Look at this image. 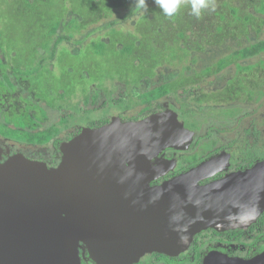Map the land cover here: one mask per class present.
Segmentation results:
<instances>
[{"label":"trees","instance_id":"1","mask_svg":"<svg viewBox=\"0 0 264 264\" xmlns=\"http://www.w3.org/2000/svg\"><path fill=\"white\" fill-rule=\"evenodd\" d=\"M146 3L143 10L134 0H0V139L57 146L62 129L83 118L95 117L89 124L95 127L120 110L121 120L134 121L161 101L163 111L172 108L194 128L190 117L198 110L228 119L239 110L233 101L264 95V38L199 70L190 65L197 52L227 37L259 34L264 0H210L199 18L191 0H183L173 17L154 0ZM229 66L233 74L222 87L205 88ZM41 103L61 112L60 119L42 127L47 113ZM91 103L99 106H82ZM252 131V140L233 139L239 148L233 156L244 164L264 160V142H257L254 126ZM84 256L93 262L86 250Z\"/></svg>","mask_w":264,"mask_h":264},{"label":"water","instance_id":"2","mask_svg":"<svg viewBox=\"0 0 264 264\" xmlns=\"http://www.w3.org/2000/svg\"><path fill=\"white\" fill-rule=\"evenodd\" d=\"M174 129L183 133L172 110L113 116L63 142L55 168L22 154L0 162V264H82L79 249L95 264H131L184 251L208 226L254 221L264 210V161L204 186L196 181L205 163L149 186L160 173L145 160L173 144ZM262 262L213 254L203 264Z\"/></svg>","mask_w":264,"mask_h":264},{"label":"flooded vegetation","instance_id":"3","mask_svg":"<svg viewBox=\"0 0 264 264\" xmlns=\"http://www.w3.org/2000/svg\"><path fill=\"white\" fill-rule=\"evenodd\" d=\"M179 96L184 101H186V99H188L189 97L183 92H181ZM174 103L179 104V101H176ZM158 104H161V106H165V102L163 101L157 102V105ZM178 104L176 106H178ZM233 104H236V101H233ZM157 105L153 106V111L151 113H146L139 119L154 113L165 112L163 111L162 107H159ZM221 105L222 104H216L215 106L217 107ZM82 106L83 108L88 109L99 106V103H96L94 105L91 103ZM170 109L173 110L172 108ZM119 112L120 110L109 112L111 114H107V122L101 125L108 123L113 116H117L119 118ZM196 112L193 116L190 117L191 120L196 121V126L194 128H191L187 126L183 118L178 116L177 111L173 110V113L175 114V117L177 119V126L183 130V133H180L179 130L176 131L174 129L172 131V135H170L174 138L173 140H170L173 144L159 147L157 153L152 155L150 159L145 160L146 165L152 168V171L160 173L155 179L149 181V186L159 185L173 176L186 172L195 166L205 163L204 169L199 171V177L203 178L196 181L197 186H204L213 182L215 183L216 180L226 176L227 174L246 170L252 167L256 162H259L254 161L251 164H244L240 162L239 157L236 158V156H233V150L236 151V154L239 153V148H236L235 144L222 147H212L215 141H205L200 145L199 149H195V144L198 141L194 140V136L196 134V131L200 127L199 120L196 119L197 117L195 116ZM213 117H215V119L218 120L219 123H225L228 121L235 122L237 125H239V114L228 119H226L225 117H218L217 115H213ZM94 118L91 117L87 120L83 118L78 123H74V126L71 125L68 128H63L62 136L59 138L60 140L57 146L53 145L52 141L50 140L46 145L49 146V144H51L53 149L55 150L53 152L54 155L52 159L49 157L41 158L27 156L24 154L22 155L31 160L44 162L49 169L55 168L60 162L62 155L60 152V145L63 142L69 141L71 138L77 136L83 128H93L89 124ZM232 118L233 120L230 121L229 119ZM120 121L126 122L127 120L120 119ZM178 122H180L181 127L178 125ZM101 125H97L95 127ZM212 128L214 129V126H212ZM215 129L220 133L226 132V129H224V127ZM233 139L239 140L238 137H232L230 140ZM1 142H3L5 146H7V148H5L4 146L3 148H0L1 163L5 162L12 155L21 154L17 150L9 149L10 145H16L18 147L21 146V151H23L24 148H29L30 146H46L45 144L28 145L20 141H2L0 139V143ZM213 254H215L216 256H226L232 259H239L243 261H247L261 255H263L264 257V210H262L257 215L256 219L248 225L225 228L223 225L218 224L216 226H208L204 229L199 230L193 235L188 247L184 251H180L175 255H166L163 253H159L157 255L159 259H155L154 252H151L143 255L137 262L131 264H203L204 259L208 255L210 257ZM80 256L81 261H84L83 259H85L84 263L82 262L83 264H95L94 262L88 261L85 258L84 253L82 254L81 250ZM262 263L264 264V262Z\"/></svg>","mask_w":264,"mask_h":264},{"label":"rangeland","instance_id":"4","mask_svg":"<svg viewBox=\"0 0 264 264\" xmlns=\"http://www.w3.org/2000/svg\"><path fill=\"white\" fill-rule=\"evenodd\" d=\"M264 38V28L259 34H255V32H249L248 38L240 37L237 38H230L227 37L220 45H210L207 46L203 51L197 52L196 57L197 60L195 63H191L190 65L194 69H201L210 63L216 61L219 57L226 55L227 53L231 52L233 49H236L240 46L247 44L249 41L254 42L258 39ZM76 51V48L73 49ZM260 57V56H259ZM258 56L252 57L250 60H246L244 62H253L259 58ZM264 57V53L261 55ZM233 74V67L229 66L222 72L211 76L210 81L207 85H205L206 89H215L220 88L225 84V81ZM24 96L26 93L23 94ZM172 100V99H171ZM172 102H176L172 100ZM178 103H176L177 105ZM47 113V119L43 120L42 126L47 127L48 125L57 122L62 116L61 112L56 110H51L49 107L44 105L43 103L40 104ZM234 108L239 109L237 114H239V125L235 122H225L219 123L218 120L213 117L212 111H209V108H203L196 112V119L199 120V129L196 131L194 136V140L198 141L195 144V149H199L200 145L205 141L211 142L215 141L213 146H226L232 137H238L239 140L247 139L252 140L253 135L251 134L253 131V126L258 130V139L257 142H264V95L260 98H253L252 100L247 101H240L239 103L233 104ZM230 121L233 120L229 119ZM77 121V120H76ZM74 123V122H72ZM78 123V122H77ZM222 128L226 129L225 133H220L216 129L212 128ZM246 129H251L249 133L245 132ZM3 141V140H2ZM234 144H236V140H233ZM1 142L0 148H7L5 144ZM2 146V147H1ZM19 148V149H18ZM21 148V149H20ZM9 149L17 150L19 153L33 156V157H41V158H53V152L55 151L51 144L46 146H30L29 148H24L23 151L22 147H18L16 145H10ZM28 149V150H27ZM80 250V249H79ZM147 260V259H145Z\"/></svg>","mask_w":264,"mask_h":264},{"label":"clouds","instance_id":"5","mask_svg":"<svg viewBox=\"0 0 264 264\" xmlns=\"http://www.w3.org/2000/svg\"><path fill=\"white\" fill-rule=\"evenodd\" d=\"M182 2L183 0H154V3L167 17H173L180 10ZM134 5L143 10L147 9L146 0H134ZM209 7L210 0H191V13L197 18L200 17L202 10Z\"/></svg>","mask_w":264,"mask_h":264}]
</instances>
